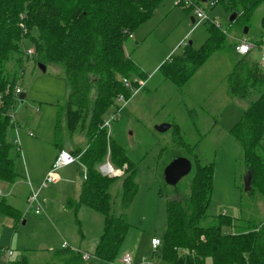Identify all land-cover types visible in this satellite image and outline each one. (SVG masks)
I'll use <instances>...</instances> for the list:
<instances>
[{
    "label": "rangeland",
    "instance_id": "rangeland-1",
    "mask_svg": "<svg viewBox=\"0 0 264 264\" xmlns=\"http://www.w3.org/2000/svg\"><path fill=\"white\" fill-rule=\"evenodd\" d=\"M197 6L205 11L208 19L197 18L195 10L180 3V0H160L153 16L125 44L126 54L140 72L124 77L132 80V77L138 76L145 80V84L139 86L133 82L132 95L126 97L122 93L126 103L116 102L107 115L112 140L136 164L138 187L128 207H124L122 200L125 176L117 177L109 188L111 214L118 218L122 216L129 225L126 238L112 261L99 260L94 256L95 246L105 228L104 215L86 207L80 209L78 216L74 215V210L67 207L66 202L69 198L77 199L79 192L71 189V185H64L61 190L67 195L63 197L59 193L58 186L64 182L65 173L74 174L81 183L83 169L77 165L79 160L54 170L57 181L38 193L39 201L42 200L40 203L43 204L44 198L49 200V204L44 202L45 205L41 206L39 214L36 204L29 206V202L26 203L28 178L32 180L34 175L38 178L45 168L50 169L59 153L56 141H63L64 147L73 151L80 146L85 147L87 137L82 132L70 139L65 112L60 121L61 130L56 133L58 117L70 92L63 67L48 64L43 71L36 57L23 60L24 69L18 76V82L25 97H18L11 110L15 126L9 131V137L13 141L16 139L17 126L21 141L18 145L20 179L25 183L17 185L19 196L16 199L12 198L9 189L1 187L3 194L0 201L6 197V201L15 205L19 213L16 218L0 214V264L23 256L29 264H62L58 255L63 243L90 253V260L85 264H120L125 253L133 256V264H140L144 258L156 264H174L154 255L151 240L154 237L162 239L166 231L167 202L171 199L188 202L194 167L176 185H169L163 174L167 164L179 155L196 159L202 165L213 164V193L208 217L216 219L222 214L233 218V226L223 227L226 234L236 233L240 230L239 226L253 227L264 222V198L258 192L245 190L244 150L237 137L230 133L249 101L231 96L227 86L228 74L242 57L235 50V44L242 39L255 44L251 58L259 61L264 70L261 25L264 3L250 19H243L246 24L231 20L233 14L222 1H198ZM192 18L196 19L194 23ZM211 22L227 30L225 45L183 85L165 78L161 65L170 57L181 55L185 44L192 42L194 48H200L209 37ZM245 28H248L246 33ZM33 46L25 40V50L33 49ZM9 66L14 69V62L11 61ZM117 106L122 108L116 112ZM162 123L171 127L159 132L156 126ZM29 131L33 136L29 135ZM107 158L111 160L109 149L105 162L109 161ZM113 167L123 172L127 168L126 165L117 167L114 164ZM32 185L38 191L40 182L35 184L32 180ZM82 235L84 240H81ZM9 249L13 250L11 256ZM187 252L183 249V254ZM206 264H212L211 258L206 260Z\"/></svg>",
    "mask_w": 264,
    "mask_h": 264
},
{
    "label": "trees",
    "instance_id": "trees-1",
    "mask_svg": "<svg viewBox=\"0 0 264 264\" xmlns=\"http://www.w3.org/2000/svg\"><path fill=\"white\" fill-rule=\"evenodd\" d=\"M198 1L193 0L196 4ZM214 1H222L232 14L235 13V21L243 24L247 23L243 19H250L264 3V0ZM159 2L0 0V93L4 94L0 100V181L15 183L21 177L20 150L9 137V131L15 126L10 112L19 97L14 91L24 69L25 40H29L34 45L33 57L46 66H62L68 79L70 92L58 117L56 133L61 130L60 121L65 112L70 139L82 132L87 137L85 147L71 151L86 171V178L79 198L69 200L68 205L75 210L86 205L104 215L105 228L95 254L105 261L116 257L129 228L122 216L118 218L110 212L109 188L116 177L104 176L98 170V165L106 158L108 146L112 163L117 167L127 166L124 207L131 204L138 187L136 164L112 140L104 121L115 106L118 94L132 95L123 77L138 74L140 70L126 54L125 44L153 16ZM261 25L264 35V16ZM208 31L209 37L200 48L185 44L181 55L172 56L161 65L165 78L183 85L225 45L228 32L220 24L211 22ZM238 55L242 57L227 76L228 93L249 102L230 133L237 137L244 150L246 175L251 173L248 192H258L264 198V70L250 53ZM11 61L14 69L9 66ZM8 87L10 91L6 94ZM120 108L117 106L116 112ZM55 144L59 151L65 148L61 140ZM188 159L192 162V170L194 167L188 202L181 199L167 202V228L162 245L154 255L174 264H206L208 258L212 264H264V222L253 227L239 226L236 233L226 234L223 227L233 226V218L222 214L216 219L208 217L213 193V164L202 165L196 159ZM18 213L5 199L0 201V214L16 218ZM183 249L188 252L183 254ZM60 257L64 264H85L82 254L72 248L63 247ZM7 264L29 263L23 256Z\"/></svg>",
    "mask_w": 264,
    "mask_h": 264
},
{
    "label": "built area",
    "instance_id": "built-area-1",
    "mask_svg": "<svg viewBox=\"0 0 264 264\" xmlns=\"http://www.w3.org/2000/svg\"><path fill=\"white\" fill-rule=\"evenodd\" d=\"M180 3H184L185 6L193 8L195 10V12H196V17L199 18L200 20L208 19L205 11L202 8H200L199 6H197V4L195 2H193V0H180ZM253 46L254 45L251 42H249L248 40H241L238 44H236L235 49H236V51L239 54H247V53H249L251 51ZM34 51H35L34 48L25 50L24 59H26L28 57H33L34 56ZM262 61L264 62V52H263V56H262ZM133 82H136L139 86H142L145 83L143 81V79L139 78L138 76L132 77V80H130V78H126V77L123 78V83L125 84L126 87H128L131 90V92H133V84H132ZM9 91H10V88L8 87L6 89V94H8ZM22 92H23V89L19 86V84H17L16 87H15L14 94L17 95V96H20V94ZM3 96H4V94L0 93V100L2 99ZM125 98L126 97L123 94H120L119 96H117L115 102L124 105L126 103V99ZM120 109H119V111H120ZM10 114L12 115V119L14 120V116H13L14 113L10 112ZM114 115H117V114H112L111 116H114ZM104 126H107V127L110 126L109 118H106V120L104 121ZM16 131L18 132L19 129L17 128ZM29 135L32 136L33 133L31 131H29ZM14 143L17 146L20 145V139H19L18 136L14 140ZM110 154L111 153H110V149H109V155ZM76 161L78 162V157L77 156H75L68 149H65V148L62 149L58 153V155H57V157H56V159H55V161L53 163L51 172L46 176V178L44 180V185H46L48 182L55 181L56 178H55V175H54V170L56 168H59V167L64 166V165H69V164L74 163ZM99 171L103 175H107L109 177L118 176V175L123 173V171L117 170L116 168H114L110 162H106L103 165H101L99 167ZM84 172H85L84 178H86V171H84ZM29 202H30L31 205L36 204V206H37L36 212L40 213L41 205H40V201H39V197H38L37 193H34V194H32L30 196ZM151 243H152L154 251H156L162 245L161 239L155 238V237L152 238ZM63 247L66 248L68 246L65 244ZM8 254H9V256L13 255V251L12 250H8ZM87 258H88V256L85 255L84 259H87ZM120 264H133V256L131 254H129V253H125L123 255V257L121 258ZM140 264H156V263L154 261H152V260L150 261V260H147L146 258H144Z\"/></svg>",
    "mask_w": 264,
    "mask_h": 264
},
{
    "label": "crops",
    "instance_id": "crops-1",
    "mask_svg": "<svg viewBox=\"0 0 264 264\" xmlns=\"http://www.w3.org/2000/svg\"><path fill=\"white\" fill-rule=\"evenodd\" d=\"M196 21V19H194V21H192L193 23ZM132 38H134V34H133V36H132ZM242 40H247V39H242ZM241 41V40H240ZM250 42V41H249ZM252 43V42H251ZM254 46L253 47H255V44L254 43H252ZM236 50V49H235ZM251 51H252V49H251ZM251 51L249 52V53H251ZM239 54V53H238ZM136 77V76H135ZM144 82H145V80H143ZM145 84V83H144ZM14 120H15V118H14ZM17 126H16V130H17ZM19 129V128H18ZM109 133H111V132H109ZM17 136L19 137V131L17 132L16 131V138H17ZM31 136V135H30ZM33 136V135H32ZM19 139H20V137H19ZM21 142V141H20ZM67 147V146H66ZM65 147V149H68V148H66ZM108 149H110V148H108ZM20 150V149H19ZM59 150V149H58ZM68 150H70L71 151V149H68ZM111 150V149H110ZM58 152H60V151H58ZM107 160H109L110 161V163H111V160L109 159V158H107ZM106 160V161H107ZM55 161V160H54ZM54 161L52 162V164L50 165V169H44L43 170V174H41L40 175V177H36L35 175L34 176H31V178H32V180H33V182L35 183V184H38L39 182H40V187H38V191H35L34 190V187H33V185H32V180L30 179V178H28L29 179V182L27 183L28 184V188H29V191H28V195H27V197H26V203H28L29 202V199H30V196L32 195V194H34V193H39V191H40V189H42V188H46L50 183H52V182H55V181H57V177L55 176V181H52V182H48L46 185H44V180H45V178H46V176L51 172V170H52V166H53V163H54ZM109 161H107V162H109ZM104 163H106L105 161L104 162H102V163H100L98 166L100 167L101 165H103ZM78 165V167L80 166L79 164H77ZM112 166H113V163H112ZM80 168H81V166H80ZM82 170V169H81ZM99 170V169H98ZM84 171V170H83ZM101 173V172H100ZM66 174V176H63L64 177V182L63 183H61L59 186H58V189L60 190L59 191V193L60 194H63V192H62V188H64V185H71L72 186V188L71 189H74V191H76V192H79V194L81 193V191H82V185H83V181H84V174H85V172H83V176H82V181H81V183H79V181L77 180V178L76 177H74L73 175L74 174H71V173H65ZM102 174V173H101ZM103 175V174H102ZM125 175V171L122 173V174H120V175H118V176H114V177H119V176H124ZM28 176H30V174L28 175ZM104 176H107V175H104ZM76 178V179H75ZM20 181V182H19ZM2 182H4L3 184L2 183H0V195H2L3 194V190H2V188L1 187H4L5 189H9L8 190V192L12 195V198L13 199H16V197H18L19 196V191L18 190H16L17 189V185L19 184V183H25V181L24 180H21L20 178L15 182V183H9V182H5V181H2ZM65 183V184H64ZM10 184H12L11 186H10ZM67 194L65 193V194H63L62 196L63 197H65ZM79 196L80 195H78V198H79ZM5 197V196H4ZM38 197H39V194H38ZM77 198V199H78ZM77 199H74V198H69L68 200H77ZM40 200V199H39ZM5 201H6V197H5ZM45 203L47 202V204H49V200L47 201V199H45L44 198V200H43ZM7 202V201H6ZM40 202H42V200L40 201ZM43 202V204L45 205V203ZM69 202V201H68ZM68 202H66V206L67 207H69V205H68ZM7 203H9V202H7ZM9 204H11V203H9ZM42 203H40V205H41ZM43 204L41 205L42 207H43ZM46 204V205H47ZM13 207H15V205H13V204H11ZM29 206H33V205H31L30 204V202H29V204H28ZM28 206V207H29ZM28 207H27V209H28ZM82 207H86V208H89V207H87L86 205H81V206H79V208L77 209V210H75V209H73L74 211H73V214L74 215H77V213L80 211V209L82 208ZM70 208V207H69ZM27 209H26V211H27ZM71 209V208H70ZM89 209H92V208H89ZM92 210H94V209H92ZM94 211H96V210H94ZM99 213V212H98ZM39 214V213H38ZM102 215V214H101ZM78 216V215H77ZM104 225H105V221H104ZM104 232V231H103ZM103 235V233L101 234V236ZM101 236H100V239H101ZM100 239H99V241H98V243H97V245L99 244V242H100ZM81 240H84V236L82 235V238H81ZM64 245L66 244L67 246H68V248H72V249H74V250H76V251H78V252H80L81 254H82V257H83V260L86 262V261H89L90 260V257H91V255H90V253H87V252H81V250L78 248V247H72V246H70V245H68L67 243H63ZM64 245H62V246H64ZM97 245L95 246V249H94V256L97 258V259H99L97 256H96V254H95V251H96V247H97ZM63 248V247H62ZM9 250H11V249H9ZM13 251V250H12ZM85 255H87L88 256V258L87 259H84V256ZM58 258H60L61 259V261H62V264H64V261H63V258L62 257H60V254L58 255ZM99 260H102V259H99ZM97 263H98V261H97Z\"/></svg>",
    "mask_w": 264,
    "mask_h": 264
},
{
    "label": "water",
    "instance_id": "water-1",
    "mask_svg": "<svg viewBox=\"0 0 264 264\" xmlns=\"http://www.w3.org/2000/svg\"><path fill=\"white\" fill-rule=\"evenodd\" d=\"M207 1V0H200ZM235 13H233L231 20L235 19ZM195 18H192L194 21ZM248 31V28H245V33ZM192 44V42H190ZM40 68L43 71H46L47 66L40 62ZM25 93H21L19 98L23 99ZM171 127L168 123H162L156 126V129L159 132H165ZM192 171V162L183 156L175 157L167 166L164 168V178L169 185H176L183 177L187 176ZM251 188V173L247 174L245 177V190L249 191Z\"/></svg>",
    "mask_w": 264,
    "mask_h": 264
}]
</instances>
